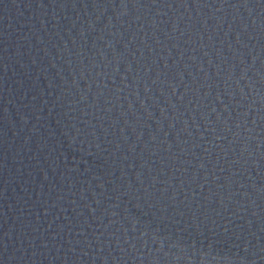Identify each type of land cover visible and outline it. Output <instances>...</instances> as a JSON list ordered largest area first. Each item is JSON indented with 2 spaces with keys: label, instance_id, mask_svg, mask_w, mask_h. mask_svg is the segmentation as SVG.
Here are the masks:
<instances>
[{
  "label": "water",
  "instance_id": "95a60500",
  "mask_svg": "<svg viewBox=\"0 0 264 264\" xmlns=\"http://www.w3.org/2000/svg\"><path fill=\"white\" fill-rule=\"evenodd\" d=\"M0 264H264V0H0Z\"/></svg>",
  "mask_w": 264,
  "mask_h": 264
}]
</instances>
